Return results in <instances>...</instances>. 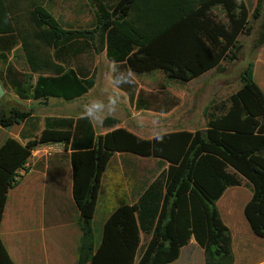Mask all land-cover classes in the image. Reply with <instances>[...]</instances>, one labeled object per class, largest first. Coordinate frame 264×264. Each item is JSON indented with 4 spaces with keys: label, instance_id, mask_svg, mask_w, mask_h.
Returning a JSON list of instances; mask_svg holds the SVG:
<instances>
[{
    "label": "trees",
    "instance_id": "1",
    "mask_svg": "<svg viewBox=\"0 0 264 264\" xmlns=\"http://www.w3.org/2000/svg\"><path fill=\"white\" fill-rule=\"evenodd\" d=\"M88 1L94 13L89 32L63 29L46 8L34 3L22 29L15 20L16 1L0 0V62L7 64V78H0L3 88L7 84L18 98L44 103L48 98H81L93 88L95 77L82 69H65L62 63L90 44L97 53L105 52L110 63L129 71L159 69L171 79L189 81L225 58L236 60L242 48L238 36H249L253 30L242 0ZM258 19L255 47L264 44V0H258L252 13V20ZM17 43L31 73L51 75L40 74L32 86L31 77L18 79L6 57ZM43 49L51 50V55ZM252 72L249 63L228 108L219 116L210 113L206 129L194 133L143 139L114 129L118 121L106 118L103 125L112 130L97 135L85 116L46 118L39 135L24 145L6 139L0 146V219L7 193L18 183L31 150L38 144L58 143L70 154L72 198L79 211L75 264H171L191 237L203 251L205 264H232L230 233L215 204L243 179L252 187L244 218L253 235L264 238V94ZM112 83L120 88L116 75ZM30 117L28 111L2 109L0 128L9 129ZM115 152L157 158L167 168L142 190L136 203L110 214L95 249L90 219L101 174ZM140 233L146 238L141 246ZM0 264H13L1 240Z\"/></svg>",
    "mask_w": 264,
    "mask_h": 264
},
{
    "label": "rangeland",
    "instance_id": "2",
    "mask_svg": "<svg viewBox=\"0 0 264 264\" xmlns=\"http://www.w3.org/2000/svg\"><path fill=\"white\" fill-rule=\"evenodd\" d=\"M15 1L17 4L14 7V14L17 18L15 20H18L22 29L26 27L23 22L24 16L32 8L33 3L46 8L65 30L89 32L94 28L93 8L88 0ZM242 1L247 8V19L253 24V30L249 36L244 34L238 36L237 42L242 44V48L237 59L230 62L225 58L220 61L217 67L189 81L171 79L159 69L147 73L129 71L122 65L110 63L106 59L105 52L97 53L95 45L90 44L84 48L83 53L69 56L62 63L65 69L71 68L75 71L82 69L95 77L93 88L81 98L72 101L48 98L47 103H44L43 100L41 102L22 100L14 94L9 85L5 84V87H2L4 94L0 98V110L16 108L20 111L30 112L31 117L22 122L24 125H14L9 129L0 128V146L8 138L18 142L15 137L19 138L20 135L27 139L23 140V144L37 137L43 129L46 118L77 119L87 116L97 135H103L112 130L105 127L103 121L106 118H113L118 121L114 125V129H124L143 139H151L169 132L194 133L205 130L209 114L213 113V115L219 116L223 113L229 106L230 96L242 87L241 74L249 63L252 64L253 81L264 94V44L255 47L260 19L252 20V13L258 0ZM42 52L50 55L52 53L49 49H43ZM6 57L7 63L14 69L18 79L23 82L25 76L31 77L28 85L29 83L31 86L34 85L40 74L51 75L50 72L44 71L36 74L31 73L20 43H17V46ZM6 66L7 64L0 62L1 80L7 78ZM114 75H116L120 88L112 83ZM61 149L62 151L59 153L55 150L49 157L40 153L41 166L45 167L46 163L51 165L52 160L56 159V154L61 156L56 160H62L61 163L65 164L64 161L67 159L65 154H69V152H66L63 146ZM63 151L64 153H62ZM62 164L59 166L61 183H63L60 185V188L63 189L62 193L54 194L52 192L51 195L47 194L43 200L44 194L41 192L40 202H35L33 206L34 215L39 214L40 205L41 213L48 209L51 212V204L62 209V220H60L62 222L69 219L67 216L73 209L79 215L75 204L72 203V209H69L68 202L63 197L65 189H68L69 176L67 167L63 166L62 168ZM52 165L54 169L55 165ZM166 168L167 163L157 158L122 152H115L111 155L99 180L93 206L94 212L90 219L95 249L100 242L103 224L110 214L119 206L136 203L142 190ZM24 175L25 173H23ZM23 176L19 177L18 182ZM251 193L250 183L243 179L240 186L227 188L215 204L222 224L230 233V250L234 264H264V238L253 235L243 215V208L250 200ZM49 197L51 202H48ZM43 203H45L44 206ZM28 204L26 203V205ZM25 210L28 212L30 208L26 206ZM47 220H53V217L48 215ZM50 227L43 234L37 225L36 229L28 234L30 236L29 247L24 252L26 254L24 260H28V262H24L25 264L42 262L44 235L55 244L56 255L52 254V257H55L57 263L60 260L63 263L69 258L68 252L72 250L67 243L68 238L64 235L63 226H55L51 221ZM145 242L146 238L140 233V246ZM31 256L33 258L30 259ZM202 259H204L203 251L197 246V264H203Z\"/></svg>",
    "mask_w": 264,
    "mask_h": 264
},
{
    "label": "crops",
    "instance_id": "3",
    "mask_svg": "<svg viewBox=\"0 0 264 264\" xmlns=\"http://www.w3.org/2000/svg\"><path fill=\"white\" fill-rule=\"evenodd\" d=\"M19 124L24 125V123ZM25 136H27V134H25ZM15 138L18 139V142L21 145H24L23 140H27L21 135L19 136V138ZM49 144L50 143L38 144L31 150V153H34V150H38L39 153L36 155L32 154V156L27 159V171L25 175L13 188L9 189L7 193L6 202L0 219V240L13 264H25L26 262H28V260H24V257L26 255L24 253L25 249L29 247L28 242L30 236L28 234L31 231L35 230L37 225L39 226L40 231L45 234L46 229L49 230V228H51V221L55 226H63V231H65L64 235L68 238L67 243L68 245H70L72 251L68 252V259L64 260L63 263H61L62 260L57 263L55 257H52V254L56 255L55 244L52 243V241H50V239H48L46 235H44V257L42 262L39 261L37 264L76 263L77 248L81 236V231L78 226L79 215L77 211L73 209V211L67 216V218L69 217V219L65 220L64 222L60 221L62 220V209L56 207L55 205L53 206L52 204L51 212L48 209L47 211H43L41 213V205L39 207L40 212L38 215H34L33 212V206L35 205V202H40L41 200V192L44 194L43 200H45V196H47V194L51 195L52 192H54V194L57 192L61 194L63 191V189L60 188V185H62L63 183H61V172L59 173V166L60 164H62V160H56L57 157L60 158L61 156L56 154V159L52 160L53 163L51 162V165L46 163L45 167L43 165L41 166V155H39L41 153V148L46 147ZM54 144L56 145V150L58 151L57 153L62 151V145L58 143ZM62 153H64V151ZM65 155L67 156V159L64 161L66 165L62 164V168L63 166L65 168L67 167V173L69 177L67 182L68 189H65V194L63 197L65 200H67L69 209H72V205L74 204V202L72 198V174L69 161L70 154ZM52 164L55 165L54 169L52 168ZM60 198L62 197L60 196ZM48 199V202H51L50 197ZM26 203L29 204L26 205ZM44 205L45 203H43V206ZM26 206L30 208V211L26 212ZM47 214L50 217H53V220L48 221ZM43 239L41 237V243L43 242ZM194 245L196 244L194 243L193 238H191L189 240V244L180 250L179 258L171 264H197V245ZM31 258H33V256H31L30 259ZM202 260V263L205 264V259ZM54 261L56 262L54 263ZM232 264H234V259L232 260Z\"/></svg>",
    "mask_w": 264,
    "mask_h": 264
},
{
    "label": "built area",
    "instance_id": "4",
    "mask_svg": "<svg viewBox=\"0 0 264 264\" xmlns=\"http://www.w3.org/2000/svg\"><path fill=\"white\" fill-rule=\"evenodd\" d=\"M55 150H56V145L55 144H49L46 147H42L41 148V153H42L43 156L49 157V156L52 155L53 152H55ZM33 152L34 153H32V154H34V155L39 153L38 150H34Z\"/></svg>",
    "mask_w": 264,
    "mask_h": 264
},
{
    "label": "clouds",
    "instance_id": "5",
    "mask_svg": "<svg viewBox=\"0 0 264 264\" xmlns=\"http://www.w3.org/2000/svg\"><path fill=\"white\" fill-rule=\"evenodd\" d=\"M50 144H54V143H50ZM30 156H32V153H31ZM24 168H25L26 170L23 169V170H20V171H19V175H20V177L23 176V173H26V171H27V164L24 165ZM251 195H252V193H251ZM191 238H193V237H191ZM191 238H190V239H191ZM190 239H189V240H190ZM193 240H194V239H193ZM194 243H195V241H194ZM188 244H189V242H188ZM188 244H187V245H188ZM195 244H196V243H195ZM196 245H197V244H196Z\"/></svg>",
    "mask_w": 264,
    "mask_h": 264
},
{
    "label": "water",
    "instance_id": "6",
    "mask_svg": "<svg viewBox=\"0 0 264 264\" xmlns=\"http://www.w3.org/2000/svg\"><path fill=\"white\" fill-rule=\"evenodd\" d=\"M3 94H4V90H3L2 85L0 83V98L3 96Z\"/></svg>",
    "mask_w": 264,
    "mask_h": 264
}]
</instances>
